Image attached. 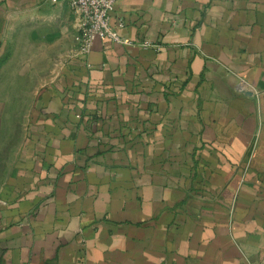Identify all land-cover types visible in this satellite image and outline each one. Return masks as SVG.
Here are the masks:
<instances>
[{
	"label": "crops",
	"instance_id": "crops-1",
	"mask_svg": "<svg viewBox=\"0 0 264 264\" xmlns=\"http://www.w3.org/2000/svg\"><path fill=\"white\" fill-rule=\"evenodd\" d=\"M79 20L0 0V264H264V0H118L86 57Z\"/></svg>",
	"mask_w": 264,
	"mask_h": 264
},
{
	"label": "built area",
	"instance_id": "built-area-1",
	"mask_svg": "<svg viewBox=\"0 0 264 264\" xmlns=\"http://www.w3.org/2000/svg\"><path fill=\"white\" fill-rule=\"evenodd\" d=\"M118 0H67L70 9L80 18L77 41L79 51L87 56L97 39L112 41L123 45L136 43L123 37L119 31L112 27L111 16ZM123 27V23H119ZM145 48L156 47L150 40L139 43Z\"/></svg>",
	"mask_w": 264,
	"mask_h": 264
},
{
	"label": "rangeland",
	"instance_id": "rangeland-1",
	"mask_svg": "<svg viewBox=\"0 0 264 264\" xmlns=\"http://www.w3.org/2000/svg\"><path fill=\"white\" fill-rule=\"evenodd\" d=\"M20 107L13 117H4L3 129L0 132V185L8 177L11 163L20 155L27 135V110L31 109L32 101L19 102Z\"/></svg>",
	"mask_w": 264,
	"mask_h": 264
}]
</instances>
